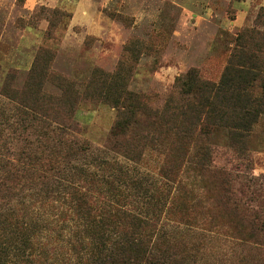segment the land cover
Wrapping results in <instances>:
<instances>
[{
    "label": "rangeland",
    "instance_id": "obj_1",
    "mask_svg": "<svg viewBox=\"0 0 264 264\" xmlns=\"http://www.w3.org/2000/svg\"><path fill=\"white\" fill-rule=\"evenodd\" d=\"M91 1L98 20L84 25L77 14L74 20L80 0H0V147L19 148L23 128H39L38 117L68 110L80 130L76 136L92 148L79 162L83 179L75 176L78 185L104 202L145 216L158 230L185 233L187 227L171 221L164 209L177 192L168 190L160 173L166 163L179 159V177L191 188L186 198L196 202L193 217L201 224L216 203L208 198L209 182L205 184L196 160L184 156L182 147L175 149L157 117L143 113L133 133L148 138L125 137L119 151L108 148L118 110L99 94L124 88L161 110L175 79L190 69L201 80L217 83L237 37L252 30L264 35V0ZM36 65L41 69L32 72ZM23 113L32 124L20 122ZM49 124V131L58 128ZM214 129L215 163L243 169L245 163L229 147L223 128ZM249 147L253 170L248 174L264 177V116L252 130ZM71 182L52 181L23 193L26 216L40 220L35 222L38 240L47 243L40 260L47 264H82L69 252L75 218L65 214L70 212L65 194ZM241 255L230 238L213 232L198 264H238Z\"/></svg>",
    "mask_w": 264,
    "mask_h": 264
},
{
    "label": "trees",
    "instance_id": "obj_2",
    "mask_svg": "<svg viewBox=\"0 0 264 264\" xmlns=\"http://www.w3.org/2000/svg\"><path fill=\"white\" fill-rule=\"evenodd\" d=\"M39 69L36 65L32 72ZM172 88L161 110H153L142 97L124 88L117 91L110 87L99 94L118 110L107 147L119 151V140L125 137L146 140L148 135L133 133L138 116L157 117L162 133L175 149L182 147L184 156L196 160L205 184L209 182L208 198L216 203V209L207 211L208 219L200 224L193 217L197 204L186 198L191 188L179 177V159L166 163L160 176L169 191L177 192L164 209L171 221L187 227L185 233L158 230L145 216L104 202L79 186L74 179H83L79 162L92 148L76 136L79 127L67 110V114L38 117L39 128H23L18 134L22 138L19 148L0 147V264H47L40 260L47 245L38 240L35 222L40 220L26 216L21 206L23 193L52 181L67 182V178L73 182L67 185L65 199L70 212L65 214L75 218L69 227V235L73 234L69 252L76 253L82 264H198L213 232L238 246L242 254L238 264H264V177L248 174L253 170L249 139L264 116V35L252 30L237 37L217 83L201 80L198 72L190 69L175 79ZM49 121L58 128L49 131ZM20 122L32 124L27 113ZM214 128H223L229 147L245 163L243 169L215 163ZM50 141L54 144H48Z\"/></svg>",
    "mask_w": 264,
    "mask_h": 264
},
{
    "label": "crops",
    "instance_id": "obj_3",
    "mask_svg": "<svg viewBox=\"0 0 264 264\" xmlns=\"http://www.w3.org/2000/svg\"><path fill=\"white\" fill-rule=\"evenodd\" d=\"M93 2L91 0H80L78 6L75 9L74 13V20L75 15L77 14L79 17L83 18L85 21L84 25H91L94 22H97V18L95 13L93 12L92 8Z\"/></svg>",
    "mask_w": 264,
    "mask_h": 264
}]
</instances>
